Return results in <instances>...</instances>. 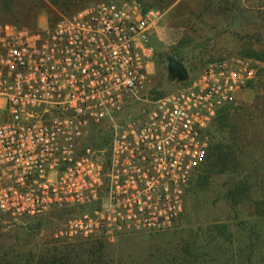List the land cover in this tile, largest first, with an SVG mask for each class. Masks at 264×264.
<instances>
[{"label": "built area", "instance_id": "obj_1", "mask_svg": "<svg viewBox=\"0 0 264 264\" xmlns=\"http://www.w3.org/2000/svg\"><path fill=\"white\" fill-rule=\"evenodd\" d=\"M162 17L139 0H102L55 22H0V214L80 208L56 233L66 240L174 226L206 161L208 129L259 72L245 57L210 61L119 122L151 87ZM106 123L109 142L94 146Z\"/></svg>", "mask_w": 264, "mask_h": 264}, {"label": "rangeland", "instance_id": "obj_2", "mask_svg": "<svg viewBox=\"0 0 264 264\" xmlns=\"http://www.w3.org/2000/svg\"><path fill=\"white\" fill-rule=\"evenodd\" d=\"M143 1L163 13L152 37L151 87L128 100L117 120L149 108L152 91L165 96L180 88L168 59L181 62L192 78L210 61L249 58L258 77L227 105L232 134L240 139L231 148L236 166H217L205 184L195 173L173 227L124 233L116 242L57 237L80 208L17 220L0 214V264H264V0ZM48 8L50 0H0V22L35 26L56 16ZM230 139L215 123L208 141L229 145Z\"/></svg>", "mask_w": 264, "mask_h": 264}, {"label": "trees", "instance_id": "obj_3", "mask_svg": "<svg viewBox=\"0 0 264 264\" xmlns=\"http://www.w3.org/2000/svg\"><path fill=\"white\" fill-rule=\"evenodd\" d=\"M6 0H1L2 3H4ZM94 1H102V0H85L83 3L81 2H75V0H50V5L52 8H48L49 12L55 11L56 16L55 17H49L50 22H55L58 18H60L61 15H72L79 10L85 8L90 3ZM105 1H111V0H105ZM117 1V0H112ZM145 11L150 9H158L154 5H151L149 3L144 2L143 0H139ZM36 7H41V5L37 4ZM57 11V12H56ZM59 11V12H58ZM54 13V12H53ZM32 26V25H30ZM152 99H157L161 97L163 94H156L154 91H152L151 94ZM229 111L228 107L225 106L222 110L219 111L217 117L211 124L210 128L208 129V135L211 139V132L213 130V127L218 125V128L222 131H226L228 129V133L230 136V140L232 141V144L229 145H223L220 143L213 142L211 144V141L209 142L208 147V154L205 163L196 171L199 172L198 180L200 181V184H205L208 181V178L210 175L213 174L217 166L221 167V170L227 171L228 169H231L232 166H236L237 161V154L236 150L231 149L235 143L238 142L237 137H235L232 133L233 130L236 129V126L233 125V129L231 130V126L229 124ZM111 136V125L109 123L104 124L103 126L95 129L92 133L91 138L93 139V145L99 146L100 143L107 144L110 140ZM99 141V142H98ZM240 147V146H239ZM235 194L232 192V195ZM235 196V195H234Z\"/></svg>", "mask_w": 264, "mask_h": 264}, {"label": "water", "instance_id": "obj_4", "mask_svg": "<svg viewBox=\"0 0 264 264\" xmlns=\"http://www.w3.org/2000/svg\"><path fill=\"white\" fill-rule=\"evenodd\" d=\"M165 66H168L177 75L180 81L185 82L188 80V72L181 62L176 59H168L165 61Z\"/></svg>", "mask_w": 264, "mask_h": 264}]
</instances>
